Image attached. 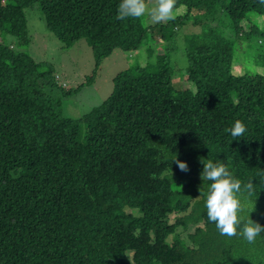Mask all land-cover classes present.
I'll use <instances>...</instances> for the list:
<instances>
[{
  "label": "trees",
  "instance_id": "obj_1",
  "mask_svg": "<svg viewBox=\"0 0 264 264\" xmlns=\"http://www.w3.org/2000/svg\"><path fill=\"white\" fill-rule=\"evenodd\" d=\"M120 2L0 0V32L19 49L0 43V264H264V233L249 244L208 221L211 182L200 178L203 162H222L264 204V74L233 73L234 40L207 25L188 39L193 90L175 89L174 68L161 57L155 68L119 72L107 99L80 118L62 112V99L90 85L114 51H140L153 34L171 40L189 19L222 13L239 40L263 39L250 16L264 17V4L177 0L174 10L186 13L149 30L142 16L117 20ZM34 3L63 49L85 39L93 50L96 69L74 89L59 87L54 67L22 50ZM258 57L264 67V51ZM236 120L246 131L233 140L227 129ZM189 226H197L191 247L176 234Z\"/></svg>",
  "mask_w": 264,
  "mask_h": 264
},
{
  "label": "rangeland",
  "instance_id": "obj_2",
  "mask_svg": "<svg viewBox=\"0 0 264 264\" xmlns=\"http://www.w3.org/2000/svg\"><path fill=\"white\" fill-rule=\"evenodd\" d=\"M154 3L155 0H149V3H147L148 8L153 7ZM185 13L186 8L180 6L174 10L173 15L177 18ZM250 17L253 25L264 29L263 16L252 14ZM26 18L29 45L22 50L31 55L37 63L45 62L53 66L55 70L53 75L59 87H64L65 90L74 89L92 76V73L96 69L95 58L93 50H91L85 39H80L69 49H63L60 41L47 28L44 12L38 3H34L33 6L26 9ZM142 19L144 26L149 30L156 25H165L169 22L153 23L147 12L142 16ZM205 25L218 29L226 38L236 42L235 60L233 64V73L235 75H243L245 73L264 74V67L256 64V61L260 58L258 57V53L264 51V38L256 37L252 39L251 44L247 41L243 42L239 40L235 37L230 20L222 13H219L215 17L205 16L198 21L189 19L175 28L174 36L171 40H162L159 34H153L146 40V44L143 45L144 47L140 51H114L97 68L95 78L90 85L84 86L76 95L62 99L63 115L68 118H80L107 99L114 87L113 78L119 72L135 66H150L155 68L161 60V57H167L174 68L173 86L175 89L186 90L189 88L193 90V83L186 79V46L188 39L200 34ZM0 43L13 45V50H19L14 46L16 40L12 35H6L0 32ZM257 51L258 53L256 54ZM45 91L54 98H60L62 95L60 88L57 87L52 88L47 86ZM242 203L244 204L245 210L240 213L241 217L246 219L250 216V219L253 221L264 224V204L255 202L254 210L250 213L252 205L247 201ZM133 212L139 215L138 211L133 210ZM177 217V214L168 215L169 223H175ZM202 225L200 224V226ZM197 226H189L188 230L179 227L176 229V234L191 247L192 245L189 242L188 236L195 231ZM263 249L264 245L258 248L261 261H264ZM130 256L131 253L128 254V257ZM243 263H245L244 260Z\"/></svg>",
  "mask_w": 264,
  "mask_h": 264
},
{
  "label": "clouds",
  "instance_id": "obj_3",
  "mask_svg": "<svg viewBox=\"0 0 264 264\" xmlns=\"http://www.w3.org/2000/svg\"><path fill=\"white\" fill-rule=\"evenodd\" d=\"M176 3L177 0H155L154 6L149 9L147 0H121L116 19L139 18L147 12L153 23H166L175 19L173 12ZM260 3L264 4V0H260ZM227 131L233 140H236L245 133L246 127L242 121L236 120ZM174 160L180 171H188L186 163L176 160V157ZM202 164L200 178L211 182L205 198L208 221L215 223L222 236L239 235L249 244L254 243L256 238L264 233V225L253 221L250 216L246 219L240 216L245 210L240 199L244 194L247 202L252 205L250 213L254 210L255 201L251 199L255 195L253 183H242L222 162L206 160Z\"/></svg>",
  "mask_w": 264,
  "mask_h": 264
}]
</instances>
